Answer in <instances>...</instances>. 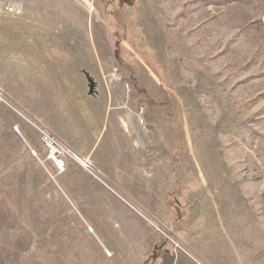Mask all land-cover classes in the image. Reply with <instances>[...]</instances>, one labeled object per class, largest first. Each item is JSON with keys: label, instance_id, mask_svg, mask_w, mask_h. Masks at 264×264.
Instances as JSON below:
<instances>
[{"label": "rangeland", "instance_id": "1", "mask_svg": "<svg viewBox=\"0 0 264 264\" xmlns=\"http://www.w3.org/2000/svg\"><path fill=\"white\" fill-rule=\"evenodd\" d=\"M0 37L11 65L15 48L42 53L35 39H69L49 65L69 72L71 98L101 62L133 96L148 156L136 189L102 188L93 159L72 154L55 176L7 114L0 264H157L155 249L194 248L236 264L241 247L264 264V0H0Z\"/></svg>", "mask_w": 264, "mask_h": 264}, {"label": "crops", "instance_id": "2", "mask_svg": "<svg viewBox=\"0 0 264 264\" xmlns=\"http://www.w3.org/2000/svg\"><path fill=\"white\" fill-rule=\"evenodd\" d=\"M1 40L0 37V45ZM31 43L45 49H40V54L36 49L28 61L23 58L22 50L15 48L12 65L0 49V132L10 126L6 119L9 114L12 126L22 128L32 139L37 137L40 141V134L45 131L72 155L93 159L97 166H94L95 171L106 182L102 188L130 190L144 185V179H148L144 177L148 171H143V157L148 156L142 151L146 131L134 112L133 96L119 88L116 80L107 81L106 67L103 69L101 62L93 61L82 72L84 92L71 98L69 72L54 70L49 65L69 59V39L62 38L53 43L44 38L39 39V43L36 39ZM53 46L61 48L55 53ZM22 117L27 119L29 126L23 123ZM249 250L254 252L255 247H249ZM251 251L244 247L236 249V264L237 260L239 264H247L245 255ZM213 253L217 252H209ZM156 261L157 264H229L195 248L189 253L174 251L171 256L161 252Z\"/></svg>", "mask_w": 264, "mask_h": 264}, {"label": "built area", "instance_id": "3", "mask_svg": "<svg viewBox=\"0 0 264 264\" xmlns=\"http://www.w3.org/2000/svg\"><path fill=\"white\" fill-rule=\"evenodd\" d=\"M139 123H143V119H139ZM14 130L19 132L18 127L14 126ZM40 142L44 149L42 161L50 164L53 168L55 176L62 175L68 168V159L71 157L69 150L59 143L55 137L48 132H42L40 135ZM31 153L37 157L34 150Z\"/></svg>", "mask_w": 264, "mask_h": 264}, {"label": "trees", "instance_id": "4", "mask_svg": "<svg viewBox=\"0 0 264 264\" xmlns=\"http://www.w3.org/2000/svg\"><path fill=\"white\" fill-rule=\"evenodd\" d=\"M156 250V255H158L159 254V252H157V249H155ZM155 255H154V253L150 256V258H147L146 260H145V262L143 263V264H150L151 263V261L152 260H154L155 259Z\"/></svg>", "mask_w": 264, "mask_h": 264}, {"label": "bare ground", "instance_id": "5", "mask_svg": "<svg viewBox=\"0 0 264 264\" xmlns=\"http://www.w3.org/2000/svg\"><path fill=\"white\" fill-rule=\"evenodd\" d=\"M82 160H83L84 162H86V161H87L85 158H82Z\"/></svg>", "mask_w": 264, "mask_h": 264}]
</instances>
